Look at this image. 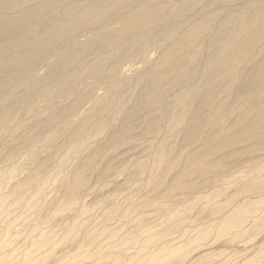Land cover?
Masks as SVG:
<instances>
[{
	"label": "bare ground",
	"instance_id": "1",
	"mask_svg": "<svg viewBox=\"0 0 264 264\" xmlns=\"http://www.w3.org/2000/svg\"><path fill=\"white\" fill-rule=\"evenodd\" d=\"M258 151L264 0H0V264H264Z\"/></svg>",
	"mask_w": 264,
	"mask_h": 264
},
{
	"label": "rangeland",
	"instance_id": "2",
	"mask_svg": "<svg viewBox=\"0 0 264 264\" xmlns=\"http://www.w3.org/2000/svg\"><path fill=\"white\" fill-rule=\"evenodd\" d=\"M160 45H161V43H160ZM160 45H159V47H160ZM157 49H158V48H156L155 50H153V52H151V54H152L151 56H152V57L157 56V53H158ZM158 50H159V49H158ZM153 53H154V54H153ZM155 53H156V54H155ZM135 63H137V62H134V63H132L131 65H133V64H135ZM131 65H130V66H131ZM139 142H140V143H139ZM139 142H136L135 149L132 148L134 151H130V150H129V152L126 153V154H128L127 157H128L131 153H133V152L138 153V155L140 156V155L142 154V153L140 152L141 149H142V151H144V149L147 148L148 145H147L146 143H145V145H144V143H143L144 146L142 145V147H141V145H139V144H141V141H139ZM142 142H143V141H142ZM136 147H138V148H136ZM143 147H144V148H143ZM132 149H131V150H132ZM139 149H140V150H139ZM258 152H260V154H261V153L264 154L263 151H258ZM258 152H256V153L253 154L254 156H252V160H253L256 156L260 155ZM255 154H256V155H255ZM138 155H137V157H138ZM261 155H262V154H261ZM128 158H131V157H128ZM128 158L125 159L124 161H122V162H123V165H128V166H129V162H128V161H133V159H128ZM261 158H262V157H261ZM261 158H260V159H261ZM252 160H251V161H252ZM254 160H256V159H254ZM135 161H136V158H135ZM135 161H134V162H135ZM122 162H121V164H122ZM124 162H125V163H124ZM134 162H133V163H134ZM239 162H243V161H236V164H235V165H237L236 167H238V168L241 167V166L246 165V163H244V162L242 163V164H244V165H241V163L239 164ZM249 162H250V161H249ZM126 163H127V164H126ZM129 169H133V167L130 165V168H129ZM210 182H211V181H210ZM106 183H110V184H108V186H106V189H105L106 191H110V189L115 190V188H114L115 184H114L113 182H109L108 180H106ZM97 184H98V186L100 187V184H102V182H101V181H98V182H97L95 179H91V180H90V185H92L93 187H95ZM209 184L211 185V187L213 186L212 182L209 183ZM209 184L206 182V183H204V186L209 188V187H210V186H208ZM205 187L201 186V189H202V190H205V189H203V188H205ZM208 188H207V190H208ZM97 190H99V189H97ZM226 190H229V192L231 193L232 190H233V187H230V188H228V189H226ZM99 191H100V190H99ZM205 191H206V190H205ZM142 192H143V191H142ZM142 192H140V193H134V195L132 194V195L128 198V200H124V199H123V200H124L125 203H126V202H128L131 198H132V199H135V198H137V197L142 196V195L144 194V192H143V193H142ZM126 193H127V192H121L122 195H125ZM119 195H120V193H119ZM126 195H127V194H126ZM136 196H137V197H136ZM91 197H94V196H91ZM91 197L89 198V200H92V201H90V202H95V199H94V198L92 199ZM132 199H131V200H132ZM123 200L120 199V201H121L122 203H124ZM131 200H130V201H131ZM185 202H187V201H184L182 205H184ZM183 207H184V206H181L180 208L183 209ZM162 214H163V217H164L165 213L157 214L158 217H159L158 219H155V218H154V217H157V216H154L155 214H150V215H149V219L152 218L151 220H153V222L158 221V220H159L158 222H160V220H162V218H161V217H162ZM151 215H153V217H152ZM188 215H190V216H188V220L190 221L189 217L191 218V220H192V218H193V220H194V219L197 217L198 214H197L195 211H193L192 214L189 213ZM194 215H195V216H194ZM200 215H202V216L205 215V216H206V214H200ZM150 216H151V217H150ZM192 216H193V217H192ZM154 219H155V220H154ZM201 219H202V221H204V218H202V217H200V216H198L195 220H197V221H198V224H200V223L202 222ZM151 220H150V221H151ZM95 222H96V221L91 217L90 220H89V224H90L89 227H90V228H91V227L93 228L94 225H96ZM156 231L159 232V230H156ZM222 245H223V244H222ZM222 245H221V243H220V244H212V246L209 245V246L206 247V248H211L210 251H212V250L216 249L218 246H222ZM210 246H211V247H210ZM222 248H223V247H222ZM232 253H233V252H232ZM232 253H231V254H232ZM225 254H226V253H225ZM233 255H234V253H233ZM242 257H243V256H242ZM233 259H241V258H240V256H238V254H237V255H235V256L233 257ZM209 262H210V261H209ZM209 262H207V263L209 264ZM211 262H212V261H211ZM211 262H210V263H211ZM83 264H91V262H89V261L86 260L85 262H83Z\"/></svg>",
	"mask_w": 264,
	"mask_h": 264
}]
</instances>
